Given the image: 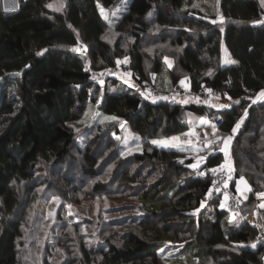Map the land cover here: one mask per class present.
Returning a JSON list of instances; mask_svg holds the SVG:
<instances>
[{
    "label": "trees",
    "instance_id": "16d2710c",
    "mask_svg": "<svg viewBox=\"0 0 264 264\" xmlns=\"http://www.w3.org/2000/svg\"><path fill=\"white\" fill-rule=\"evenodd\" d=\"M56 1L20 0L12 14L3 13L0 1V264H23L18 239L30 219L26 207L40 196L37 168L46 165L55 172L54 166L69 157L79 137L71 121L88 102L121 117L144 138L142 151L132 154L130 163L145 168L142 176L158 177L147 186L138 181L140 175L124 170L123 177L137 183L139 189L132 188L137 192L131 191L140 199L153 200L157 207L163 200L168 204L142 216L135 224L138 231L128 228L93 249L80 246L81 257L62 264H157L158 248L166 240L184 242L186 249L202 248L190 264H207V259L214 264H262L264 244H253L258 230L243 218L235 228L225 226L227 210L217 208L220 197H210L212 179L201 174L205 166L224 167L223 153L208 152L205 162L193 168L191 158L179 161L182 152L147 140L186 131L190 113H220L218 129L231 134L241 121L229 143L234 167L229 186L234 189V178L243 175L250 193L242 211L255 210V193L264 192V174L253 158L264 148V97L254 98L264 89V0H219V10L215 2L209 13L195 7L194 0H130L112 26L101 17L98 4L110 7L119 0H65L59 8ZM222 40L236 64L220 65ZM140 43L145 45L142 51ZM164 56L173 58L167 67L173 84L186 76L191 90L203 84L224 89L230 104H168L132 89L116 93L108 88L127 70L97 79L85 69L87 64L99 74L128 57L141 86L154 74V87L164 92L157 86ZM86 128L95 138L107 135V146L114 144L113 132L119 129L115 121ZM82 156V174L94 176L98 160L93 151L85 147ZM52 185L48 188L54 189ZM93 188L105 191L97 183ZM203 200L213 201L214 219L195 218L193 211ZM158 210L169 217L164 225L151 223Z\"/></svg>",
    "mask_w": 264,
    "mask_h": 264
},
{
    "label": "rangeland",
    "instance_id": "374dc122",
    "mask_svg": "<svg viewBox=\"0 0 264 264\" xmlns=\"http://www.w3.org/2000/svg\"><path fill=\"white\" fill-rule=\"evenodd\" d=\"M64 1L57 0L56 8L61 7V2ZM217 1L194 0L193 5L205 13H209L213 3H217ZM129 2L130 0H119L110 7L98 4V10L101 17L109 26H112ZM49 5L52 7V4L49 3ZM101 10H103V14ZM216 10L218 11L217 7H215ZM138 47L139 51L145 49L143 43H140ZM163 60V67L158 74L160 82L157 81V86L164 89L163 91L171 93L176 101L182 104L192 102L193 98L184 94L190 89L187 77H180L178 82L173 84L167 72V67L173 64V58L164 56ZM219 62L222 66H231L237 63L223 40L220 45ZM134 75L138 74H133L129 67L127 71L117 75L118 82L113 87L108 84L110 85L108 90L121 93L132 89L144 97H149V92L140 85ZM152 77L154 74L150 78ZM262 91L264 89L257 92L254 98L259 99ZM218 104L221 107L227 106L230 104V99L222 98ZM108 121H115L119 129L117 128L118 132H113L116 139L114 144L107 146V135L104 136L102 133L99 138H95L97 134L94 133L92 136L88 134L86 126ZM187 121L188 129L186 131L171 136L151 138L147 142L159 148H171L182 152L178 158L179 161L183 163L186 159L191 158L192 160L188 165L193 168L200 167L205 162L208 152L221 151L224 156L223 166L226 167L229 176L225 185H229L234 169L229 154V143L237 132V126L236 131L231 134V132L222 131L212 126L206 115L198 116L190 113L187 116ZM202 121L204 123H201ZM240 123L241 121L238 122V124ZM71 124L77 128L75 132L79 133V137L76 145L71 149L69 157L59 166H54L56 173L46 165L37 168V175H42L39 180L41 181L40 196L34 205L29 208L26 207V209H31L30 219L23 227L18 239L20 258L23 264H62L64 261L66 263L74 259L77 261L81 257L80 246L85 245L86 248L93 249L92 247H97V244H104L108 237H113L128 228L138 231L140 227L137 228L135 224L139 223L138 221L142 216H147V212L168 204L166 200H163L162 204L160 202L157 207L153 200L140 199L137 197V193H134L137 191L132 189L137 183L128 182L123 177L125 171L128 175H140L138 181L144 180L142 186H147L148 183L158 177V174L151 173H149L150 176H142V173L146 171L145 168L138 167L134 162L130 163L131 155L142 151L144 138L134 131L128 122L88 102L83 114L78 119L71 121ZM263 136L262 138H264ZM92 137L95 139L92 140ZM173 137L177 139L173 140ZM249 137L244 138L249 139ZM226 140L227 144H225ZM152 141L166 142L169 146L153 144ZM85 147L93 151L98 160L94 176L82 174V167L84 166L82 155ZM253 158L264 174V148L256 152ZM157 171H159L158 168L154 170L155 173ZM68 175H73V179L74 176L76 179L74 181L69 179L68 181ZM79 177L82 178L79 180ZM241 178H243L242 181ZM96 183L105 187V191H96L93 188ZM52 184L54 189L48 188ZM234 189L243 199L248 197L250 188L243 175L234 178ZM225 199L226 195L221 194L217 208H223L221 204ZM262 204H264V199L257 202V206L264 211V207H260ZM213 205L212 200H203L195 212L193 211L195 218L198 219L201 216L202 219H214ZM160 212L158 210L157 213L151 215L152 224L164 225L163 223L168 221L167 214ZM241 218L236 216L233 210H227L223 224L225 226L231 224L232 228H235L239 225ZM160 246L157 264H190L202 254V248L197 251L198 247L194 245L186 249L184 242L166 240ZM207 260V264H214L213 260Z\"/></svg>",
    "mask_w": 264,
    "mask_h": 264
},
{
    "label": "built area",
    "instance_id": "2783aa9c",
    "mask_svg": "<svg viewBox=\"0 0 264 264\" xmlns=\"http://www.w3.org/2000/svg\"><path fill=\"white\" fill-rule=\"evenodd\" d=\"M1 9L5 14H12L17 12L20 8V0H0ZM216 7L219 10V0L216 3ZM264 18V14L262 15ZM81 47V46H79ZM131 60L126 57L122 63L116 64L115 66L97 74L95 71L91 70L88 65H85V69L90 72L92 76H95L97 79H102L106 75L117 73L123 70H128ZM142 83L145 85V88L149 92L150 100H165L168 104H173L176 102V99L169 92H159L154 87L153 78L143 79ZM249 94H254L252 89L248 90ZM184 94L188 97H192L193 100L210 103L213 98H223L225 95V90L218 87L205 85L203 84L198 90H187ZM208 122L218 128L222 122L223 117L220 113L211 114L207 116ZM203 176H210L212 179L211 184V198L220 197L221 194L226 195V199L223 202V208L225 210H233L236 216L242 217L246 220L251 226L258 230V237L253 242V244L261 243L264 244V211L260 209L257 205L254 211L243 212L242 208L247 204V200L239 196L236 191L229 185H225V182L228 181V172L226 167L221 166H205L201 170ZM256 202L264 199V192L259 191L255 193L254 196ZM264 264V261L263 263Z\"/></svg>",
    "mask_w": 264,
    "mask_h": 264
},
{
    "label": "snow or ice",
    "instance_id": "6c2138e0",
    "mask_svg": "<svg viewBox=\"0 0 264 264\" xmlns=\"http://www.w3.org/2000/svg\"><path fill=\"white\" fill-rule=\"evenodd\" d=\"M49 7H51V5H49ZM101 12H102V14H103V10H101ZM260 96L261 97H264V91H262L261 93H260ZM114 119V118H113ZM201 123H204L203 121L201 122ZM237 127H239V124H237ZM236 131V128H233V132H235ZM173 140H176L177 138L176 137H173L172 138ZM230 139V138H229ZM152 143L153 144H162L163 146H165V147H167V146H169L166 142H160V141H152ZM225 144H227V140L225 141ZM226 155H227V153H226ZM243 180V178H241V181ZM224 205L223 204H221V207H223ZM260 207H264V204H262V205H260Z\"/></svg>",
    "mask_w": 264,
    "mask_h": 264
},
{
    "label": "crops",
    "instance_id": "0c3cea01",
    "mask_svg": "<svg viewBox=\"0 0 264 264\" xmlns=\"http://www.w3.org/2000/svg\"><path fill=\"white\" fill-rule=\"evenodd\" d=\"M221 100H222V98H213L212 101H210V102H213V104L216 106H220L218 103H220Z\"/></svg>",
    "mask_w": 264,
    "mask_h": 264
}]
</instances>
